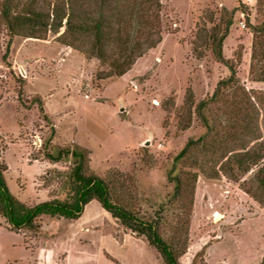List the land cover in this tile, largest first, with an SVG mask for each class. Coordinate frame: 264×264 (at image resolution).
Returning <instances> with one entry per match:
<instances>
[{
  "label": "rangeland",
  "instance_id": "rangeland-1",
  "mask_svg": "<svg viewBox=\"0 0 264 264\" xmlns=\"http://www.w3.org/2000/svg\"><path fill=\"white\" fill-rule=\"evenodd\" d=\"M160 1V41L121 76L98 78L97 61L57 40L63 28L44 39L14 36L9 42L0 26V161L7 167L6 186L20 202L64 197L61 183L72 159L52 162L42 145L48 138L58 146L76 143L90 151L89 165L97 174L132 173L138 209L159 213L165 233L172 234L183 210L168 204L172 185L166 175L186 139L203 131L195 120L179 130L177 113L187 89L195 100L205 98L229 74L209 52L195 55L200 26H210L203 18H217L223 7L239 9L222 52L234 61L240 47V82L264 90V82L248 77L247 23L264 16L263 0ZM38 222L37 232L15 231L0 217V264H163L143 237L121 227L96 200L75 220L42 215ZM263 255L264 209L237 183L199 175L180 262L258 264Z\"/></svg>",
  "mask_w": 264,
  "mask_h": 264
},
{
  "label": "trees",
  "instance_id": "trees-1",
  "mask_svg": "<svg viewBox=\"0 0 264 264\" xmlns=\"http://www.w3.org/2000/svg\"><path fill=\"white\" fill-rule=\"evenodd\" d=\"M261 1V0H260ZM262 14L264 16V0ZM233 9L221 8L218 17L209 13L195 37L196 57L209 52L226 66L227 77L219 79L212 93L195 100L187 89L177 113V128L188 129L195 120L203 131L188 137L173 156L166 179L172 187L168 204L183 210L172 234L165 233L162 216L140 211L132 194L136 186L132 173L113 171L99 175L89 165L90 151L76 143L58 146L48 138L42 145L44 157L52 162L72 159L61 183L64 197L25 204L13 196L5 183L6 165L0 161V217L10 230L37 232L42 215L77 219L84 206L96 200L121 227L143 237L163 264H182L180 256L187 241L192 198L199 175L207 179L221 176L238 184L264 209V90L248 89L240 82L234 61L222 52L223 41L233 23ZM241 12L245 9L242 7ZM247 14V11H246ZM248 23L251 32L248 77L264 82V19ZM0 26L9 37L44 39L48 32L57 40L94 59L102 67L98 78L121 76L136 58L161 39L160 0H0ZM40 110L42 108L40 106ZM251 173L248 178L246 174ZM258 264H264V255Z\"/></svg>",
  "mask_w": 264,
  "mask_h": 264
},
{
  "label": "water",
  "instance_id": "water-1",
  "mask_svg": "<svg viewBox=\"0 0 264 264\" xmlns=\"http://www.w3.org/2000/svg\"><path fill=\"white\" fill-rule=\"evenodd\" d=\"M145 144H148V141H146Z\"/></svg>",
  "mask_w": 264,
  "mask_h": 264
}]
</instances>
